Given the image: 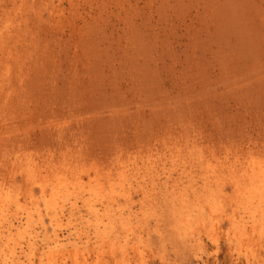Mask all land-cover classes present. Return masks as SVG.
I'll return each instance as SVG.
<instances>
[{
    "label": "rangeland",
    "instance_id": "rangeland-1",
    "mask_svg": "<svg viewBox=\"0 0 264 264\" xmlns=\"http://www.w3.org/2000/svg\"><path fill=\"white\" fill-rule=\"evenodd\" d=\"M174 156L197 177L264 160V0H0V183L25 187L14 167L30 157L108 169ZM156 198L148 264H247L226 222L218 244L192 246ZM256 251L264 264V241Z\"/></svg>",
    "mask_w": 264,
    "mask_h": 264
},
{
    "label": "bare ground",
    "instance_id": "bare-ground-1",
    "mask_svg": "<svg viewBox=\"0 0 264 264\" xmlns=\"http://www.w3.org/2000/svg\"><path fill=\"white\" fill-rule=\"evenodd\" d=\"M176 158L118 160L108 169L69 158L17 160L25 187L0 183V264H148L142 229L158 193L186 242L201 246L206 234L218 244L226 222L230 250L263 264L256 249L264 241V160L209 162L197 177V166L187 172Z\"/></svg>",
    "mask_w": 264,
    "mask_h": 264
}]
</instances>
